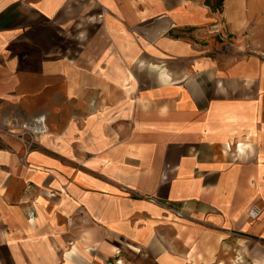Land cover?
Segmentation results:
<instances>
[{"label": "crops", "instance_id": "0c3cea01", "mask_svg": "<svg viewBox=\"0 0 264 264\" xmlns=\"http://www.w3.org/2000/svg\"><path fill=\"white\" fill-rule=\"evenodd\" d=\"M37 115L0 264H264V0H0V125Z\"/></svg>", "mask_w": 264, "mask_h": 264}, {"label": "built area", "instance_id": "2783aa9c", "mask_svg": "<svg viewBox=\"0 0 264 264\" xmlns=\"http://www.w3.org/2000/svg\"><path fill=\"white\" fill-rule=\"evenodd\" d=\"M0 132L17 139L23 145L24 155L21 159L24 161L30 152L39 149V140L49 132V126L45 115H37L22 120L15 117L0 125ZM147 199L154 203L157 202L153 197H148ZM173 211L177 217H181L182 214L180 212ZM258 213L259 209L257 207H252L248 212L252 218H256Z\"/></svg>", "mask_w": 264, "mask_h": 264}, {"label": "trees", "instance_id": "16d2710c", "mask_svg": "<svg viewBox=\"0 0 264 264\" xmlns=\"http://www.w3.org/2000/svg\"><path fill=\"white\" fill-rule=\"evenodd\" d=\"M224 0H204V4L211 12H222Z\"/></svg>", "mask_w": 264, "mask_h": 264}, {"label": "rangeland", "instance_id": "374dc122", "mask_svg": "<svg viewBox=\"0 0 264 264\" xmlns=\"http://www.w3.org/2000/svg\"><path fill=\"white\" fill-rule=\"evenodd\" d=\"M238 261V260H237Z\"/></svg>", "mask_w": 264, "mask_h": 264}]
</instances>
